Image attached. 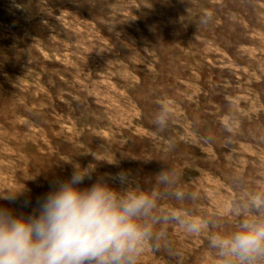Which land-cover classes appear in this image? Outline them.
Segmentation results:
<instances>
[{
	"label": "rangeland",
	"instance_id": "obj_1",
	"mask_svg": "<svg viewBox=\"0 0 264 264\" xmlns=\"http://www.w3.org/2000/svg\"><path fill=\"white\" fill-rule=\"evenodd\" d=\"M70 158L152 198L134 264H264L223 246L264 222V0H0V206Z\"/></svg>",
	"mask_w": 264,
	"mask_h": 264
},
{
	"label": "clouds",
	"instance_id": "obj_2",
	"mask_svg": "<svg viewBox=\"0 0 264 264\" xmlns=\"http://www.w3.org/2000/svg\"><path fill=\"white\" fill-rule=\"evenodd\" d=\"M91 155L96 162L116 164L115 157ZM64 161L73 167L70 178L56 182L31 215L0 206V264H134L133 256L149 235L141 219L154 206L152 198L125 190L128 174L123 171L80 187L92 179L96 164ZM25 191L24 186L5 190L0 200L15 202ZM223 246L241 260L264 255V222L242 223Z\"/></svg>",
	"mask_w": 264,
	"mask_h": 264
}]
</instances>
